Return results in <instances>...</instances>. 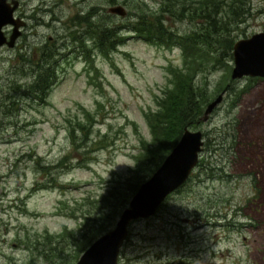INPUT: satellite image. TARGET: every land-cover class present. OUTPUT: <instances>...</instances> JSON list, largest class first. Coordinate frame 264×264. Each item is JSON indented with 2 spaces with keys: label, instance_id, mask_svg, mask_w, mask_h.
Returning a JSON list of instances; mask_svg holds the SVG:
<instances>
[{
  "label": "rangeland",
  "instance_id": "1",
  "mask_svg": "<svg viewBox=\"0 0 264 264\" xmlns=\"http://www.w3.org/2000/svg\"><path fill=\"white\" fill-rule=\"evenodd\" d=\"M231 1L18 0L22 33L0 46V264H75L70 233L94 209L84 200L138 161L147 168L183 127L202 130L198 163L152 216L130 223L119 264H264V77H231L234 41L264 30V0L237 13ZM115 4L126 14L109 13ZM140 17L159 18L167 33L150 25L139 34L129 24ZM102 24L117 29L113 49L98 42ZM2 29L9 36L12 25ZM49 51L55 82L20 101ZM197 107L181 125V111ZM66 159L53 185L52 166Z\"/></svg>",
  "mask_w": 264,
  "mask_h": 264
},
{
  "label": "water",
  "instance_id": "2",
  "mask_svg": "<svg viewBox=\"0 0 264 264\" xmlns=\"http://www.w3.org/2000/svg\"><path fill=\"white\" fill-rule=\"evenodd\" d=\"M17 6L18 0H0V46H13L20 34L19 27L24 21L14 15ZM109 10L122 16L126 14L121 4L110 6ZM6 24L12 25L9 36L2 29ZM232 54V78L244 75L264 77V30L235 40ZM220 100L221 95H218L207 103L201 120L208 119ZM203 143L202 130L184 127L158 167L139 185L128 205L122 209L115 225L94 239L75 264H119L120 250L129 233L130 223L153 215L166 196L187 180L198 163Z\"/></svg>",
  "mask_w": 264,
  "mask_h": 264
},
{
  "label": "trees",
  "instance_id": "3",
  "mask_svg": "<svg viewBox=\"0 0 264 264\" xmlns=\"http://www.w3.org/2000/svg\"><path fill=\"white\" fill-rule=\"evenodd\" d=\"M177 1V0H173ZM246 2L247 0H232L229 4L232 6V11L234 13H237L236 8H240L242 4ZM238 2V3H236ZM169 9V8H168ZM215 13V11H213ZM208 15V14H207ZM211 22L216 23L215 21L216 17L215 15H208ZM136 25L129 24L131 28L133 27L135 31H137L139 34L140 32L144 35L143 32H147L146 29L151 26H155L158 30L163 27L164 25L162 20L158 18L157 24L148 23L145 17H140L135 19ZM144 26V29H140L139 26ZM215 30L217 29V25L214 24ZM111 30H117L113 28H106V24L101 25V36L98 38V42L102 45H106L108 42L110 44V49H113L116 44L119 42L117 40H111L107 36L111 34ZM162 34H166L167 31L164 29ZM196 34V33H194ZM197 35V34H196ZM176 36V35H175ZM199 35H197L198 37ZM97 40H95L96 42ZM186 41H189L191 43H195L196 39L193 36H188L186 38ZM215 42H219L220 40H216ZM226 44V43H225ZM231 47V43H229V49ZM40 60H44L42 64L36 63L35 69L37 70L36 74H33L32 81L30 83H27L23 89V95L20 97V101H22L23 96H35V97H42L43 95H46V92L50 86L53 85L56 79V66H57V53L54 51H49L47 54H42ZM40 68V69H39ZM44 69V70H43ZM245 91V90H244ZM243 92V91H242ZM40 99V98H39ZM204 101H207L206 99ZM191 104V100H189V103ZM161 106L165 107V102L161 103ZM192 108V105L191 107ZM160 112V109L156 111ZM201 112L200 107H197V109L193 110L190 113H186L185 111H181L180 117H181V125H183L185 122H187L184 119V116L186 114H189V116L194 117L195 115H199ZM153 115V114H152ZM183 115V116H182ZM188 116V115H187ZM202 116V115H201ZM201 116L199 117L201 119ZM180 119V118H179ZM178 120V119H177ZM150 124H152V121H149ZM163 124H166V121H163ZM83 128V127H82ZM184 128V127H183ZM181 131L177 133V135L173 138V140L169 143V145L166 147V152L163 154L157 153V158L154 159V156L156 154L152 155L150 153V164L147 168L140 169V162L138 161L137 164L129 170L128 174H118L117 176H114L112 179L108 181L107 190L104 193H100L98 196L93 197L92 199H85L87 204L94 203V209L90 211H83L81 210V215L83 220L79 223V232H71L70 236L75 241V246L78 247L76 249V253L71 257V260L77 259L80 252L82 253L84 249L94 240L96 239L100 234L107 231L110 227L113 226V224L116 222L120 212L124 207H126L129 203L130 198L135 193L139 185L146 180L151 173L158 167V165L161 163L165 155L170 151L172 146L176 143L178 137L180 136ZM87 136V132H83L82 139H85ZM99 141V138H94L90 140V143H87L89 149L92 148L97 142ZM71 144L73 146L74 139H72ZM76 155L74 158L75 160L79 161L80 159ZM83 159H85L84 156H82ZM67 160H60L56 164H53V168L56 167V169L51 172V177L47 181H51L53 185H60V182L58 181V177L62 172V168L67 166ZM71 166V165H69ZM61 170V172H59ZM41 186V184H40ZM82 203V205L84 204ZM37 242H40V237L36 239V242L34 243V249L39 247V245H36ZM121 252V251H120ZM57 255V253H56ZM55 255V256H56ZM120 256V255H119ZM59 254L56 256L58 259ZM66 257L61 258L65 260ZM50 262V260L45 259ZM52 263L55 264V262L52 260ZM58 262V261H57ZM63 264V263H61Z\"/></svg>",
  "mask_w": 264,
  "mask_h": 264
},
{
  "label": "flooded vegetation",
  "instance_id": "4",
  "mask_svg": "<svg viewBox=\"0 0 264 264\" xmlns=\"http://www.w3.org/2000/svg\"><path fill=\"white\" fill-rule=\"evenodd\" d=\"M18 4H19V3H18ZM115 5H116V4H115ZM108 12H109V13L117 14V13H115V12L110 11V10H109V7H108ZM81 13H82V12H81ZM118 15H119V14H118ZM71 17H72V16H70L69 18H71ZM78 17H79V19L81 18L80 16H78ZM74 21H76V18H75ZM78 22H85V21H84V18H83V19H80ZM24 24H25V21H24V23L22 24V26H23ZM68 27H69V29H70L71 26L69 25ZM75 28H76L75 30H76L77 32H76V31H75V32L73 31V33H72L73 35H76V34H77L78 36H83V35H85V32H83V31H79V27L76 26ZM21 33H22V30L20 29V34H21ZM20 34H19V35H20ZM68 34H71V31H69Z\"/></svg>",
  "mask_w": 264,
  "mask_h": 264
}]
</instances>
